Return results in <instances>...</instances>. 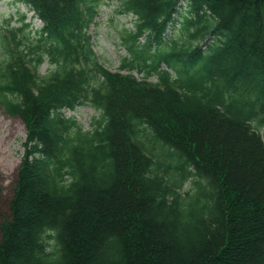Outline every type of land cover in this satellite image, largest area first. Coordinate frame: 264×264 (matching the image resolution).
<instances>
[{
  "label": "trees",
  "instance_id": "16d2710c",
  "mask_svg": "<svg viewBox=\"0 0 264 264\" xmlns=\"http://www.w3.org/2000/svg\"><path fill=\"white\" fill-rule=\"evenodd\" d=\"M14 1L43 26L0 32V107L27 129L0 264H264V0H119L117 71L101 0ZM85 102L90 130L65 115Z\"/></svg>",
  "mask_w": 264,
  "mask_h": 264
},
{
  "label": "rangeland",
  "instance_id": "374dc122",
  "mask_svg": "<svg viewBox=\"0 0 264 264\" xmlns=\"http://www.w3.org/2000/svg\"><path fill=\"white\" fill-rule=\"evenodd\" d=\"M119 4V0H101L99 13L89 28L93 49L99 61L112 71L120 70L124 59L132 56L131 51L124 45L123 36L133 29V15L119 12ZM187 10L186 6L181 9L183 14ZM182 18L180 14L177 23L168 30L165 41L167 46L171 44L169 38L186 39V33L181 28ZM42 26L43 22L28 6L14 0H0V32L8 34L9 28L24 27L23 34L33 40ZM155 48L156 46L152 50ZM5 51L6 45L0 40V59L4 58ZM182 66L183 62L176 59H168L162 64L163 68L173 72H177ZM52 67L50 61L46 60L40 66V72L45 73ZM134 73L140 78L145 75V72ZM173 74L175 76V73ZM150 79L156 81L157 76L153 75ZM65 115L73 117L85 130H90L94 128V120L100 117V112L89 102H85L73 110H66ZM26 132V125L21 117L11 116L0 107V226L11 215V203L24 153ZM261 133L264 138V128ZM187 189L185 186L184 190Z\"/></svg>",
  "mask_w": 264,
  "mask_h": 264
}]
</instances>
